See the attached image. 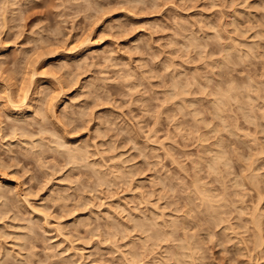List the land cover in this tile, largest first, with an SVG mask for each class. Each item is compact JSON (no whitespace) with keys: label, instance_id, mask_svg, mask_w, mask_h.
<instances>
[{"label":"clouds","instance_id":"clouds-1","mask_svg":"<svg viewBox=\"0 0 264 264\" xmlns=\"http://www.w3.org/2000/svg\"><path fill=\"white\" fill-rule=\"evenodd\" d=\"M24 2L31 7L43 0ZM60 2L66 11L68 6L74 7L73 18L82 16L92 27L103 19V15H97L98 10L105 7L106 15L113 4H127L134 9L128 13L132 19L145 17L152 22L135 27L127 18L112 21L110 37L103 38L111 47L95 56L93 62L84 63L83 73L53 79L37 72L38 80L48 82L38 86L33 83L31 107L17 109L18 120L0 121V152L11 161L5 165L4 156H0V168H15L17 174L12 179L28 181L7 195L0 191V218L18 214L19 205L27 204L44 216V225L54 229L57 238L78 241L87 237L85 242L96 240L116 248L138 233L130 248L139 256V264L146 259H151L152 264H168L171 253L167 249L154 255L161 245L186 246L195 240L196 254L204 264L201 253L224 248L227 233L217 236L216 228L228 222V213L237 219L251 215L241 213L238 205H244L246 196L260 194L264 186V176L260 175L264 168L256 171L246 166L244 155L248 150L241 135H253L243 131L247 126L264 137V50L258 45L250 48L236 39L264 42V0ZM12 8L9 0H0V50L16 45L23 35L22 25L19 31L9 28L14 21L5 19ZM56 23L50 18L46 25H36L29 33L30 46L14 48L7 53V61L0 56V65L12 62L19 71L35 51L66 40L55 28ZM5 30L9 34L7 41L3 39ZM125 33H141L128 49L121 45L127 38ZM121 53H126L127 62L118 59ZM257 63L261 73L253 81ZM81 75H87L82 84ZM76 88L79 92L74 97L58 103ZM53 95L57 103L50 104L49 97ZM109 106L111 110L97 114L98 109ZM93 123L96 129L89 132ZM85 132L88 135L82 137ZM8 140L19 143L5 144ZM252 142L258 144L264 156V142L254 137ZM238 143L244 152L237 150ZM122 148H130L136 155L129 152L127 156H117ZM149 172L153 175L133 186L138 177ZM61 173L66 175L46 200L39 206L29 203ZM3 176L7 178V171ZM125 193H131L132 198L125 199L123 207L109 203ZM153 197L157 207L165 201V210L182 215L161 217L149 213ZM77 213H87L88 218L74 219L71 227L60 223L77 217ZM134 213H139L140 219ZM123 221L130 229L123 226ZM44 225L25 229L29 235L22 239L29 258L24 264H34V241L51 246ZM35 227L42 236L36 235ZM201 235L204 239H200ZM256 239L257 251L264 260V233L257 232ZM214 261L215 257H210L208 264ZM35 264L41 262L36 260Z\"/></svg>","mask_w":264,"mask_h":264},{"label":"rangeland","instance_id":"rangeland-1","mask_svg":"<svg viewBox=\"0 0 264 264\" xmlns=\"http://www.w3.org/2000/svg\"><path fill=\"white\" fill-rule=\"evenodd\" d=\"M9 2L13 4V8L5 14V19L14 21V23L9 24V28L15 27L19 31L20 25H22L23 35L16 45L7 46V48L2 50L0 56L4 58V61L8 60L7 53H10L14 48L30 46L29 33H31L32 29L38 24L46 25L50 18L56 20L57 23L55 28L63 33L66 40H60L58 43L51 45L47 50L40 48L35 51L34 54L30 55L28 62L19 71L12 62L0 65V121L3 122H12L20 118V114L16 112L17 108L12 106L11 98L9 97L12 82H15L18 88L16 92H13V97L15 101L20 104L24 88L30 85L32 81L35 84L48 82L47 80H38L36 78L37 73L34 74L35 71L39 72L41 75L50 76L53 79L64 76L71 78L78 73L85 72V68L83 67L84 63L93 62L95 56L103 54L111 47L109 41L103 38L105 36L110 37L108 29L112 26V21L127 18L130 20V24L135 27H141L142 25L152 22L150 18L145 17L136 20L132 19L128 13L134 9L130 8L127 4L111 5L112 10L106 15V8L101 7L97 15H103V19L92 27L85 22L82 16L73 18L76 9L72 6H68V10L66 11L65 8L61 7L60 0H43L42 3L33 4L31 7H26L24 0H9ZM13 12L16 13L15 16L12 15ZM65 20L68 21L66 24L63 23ZM139 35H141V33H135L132 36H127V33H125L127 38L121 41L122 47L128 49L130 44L134 42ZM253 35H255V33ZM87 37H92L94 44L88 48L78 47L80 44L84 43ZM8 38V30H5L3 39L7 41ZM236 39L238 43L245 44L250 48H255L258 45L261 50H264V42H254L251 38L244 39L237 37ZM73 47H75L73 50L67 51V49ZM46 52L52 53V55L46 56ZM261 54H264V51H262ZM245 55H247L246 52ZM118 59L121 62H127L126 53L119 54ZM92 71H95V69H92ZM260 73L261 68L257 63L255 73L252 77L253 81L257 80ZM85 79H87V75H81L79 83L82 84ZM245 83H247V81H245ZM78 92L79 88L69 90L65 96L60 98L58 103H66L68 98L74 97ZM49 103H57L55 95L49 97ZM81 103H83V101H81ZM116 103L119 104L120 101L117 100ZM109 110H111V106L98 109L97 114ZM126 110L125 108V111ZM133 111H135V109H133ZM95 129L96 125L93 123L89 132ZM243 131H251L253 134L247 138L243 137V133L241 134L242 144L246 146L248 150L244 155V160L247 161L246 166H251L254 170L259 171L260 168H264V156L260 155L258 144H254L252 140L254 137L256 141L264 142V137L260 136L255 128L250 129L245 126ZM87 135L88 132L82 133V137ZM161 138L163 139V137ZM92 139H95V137L93 136ZM109 140H111V137H109ZM18 143V140L5 141V144ZM25 143H29L26 138ZM97 143H106V141H97ZM165 143L167 142L165 141ZM118 146L122 147V145ZM236 147L238 151H245L239 143ZM129 152H131L133 156L136 155L130 148H122V151L117 152L116 155L127 156ZM0 156H4L5 165L11 164V161L5 153L0 152ZM13 158L15 157L13 156ZM19 162L22 164L24 163L23 161ZM24 166L27 167L26 164ZM4 171L8 173L7 178L3 176ZM16 174L17 170L15 168H0V191H2L4 195H7L12 189H20L22 183L27 184V178L23 182L12 179ZM65 175V173H61L57 176L56 180H54L45 191L36 197H31L29 203L39 206L42 201L46 200L53 193L57 183L61 182ZM152 175L153 173L149 172L145 177H138L137 183L133 186H138L139 183L145 181ZM260 175L264 176V172H261ZM244 187L248 188V185ZM248 190L251 191L250 188H248ZM24 191L27 192V189L25 188ZM262 194H264V186L261 187L260 194L252 193L250 196L245 197L243 206L238 205L241 213H251V215L245 214L242 215L240 219H237L234 215L228 213V222L216 228L217 236L222 233H227V237L224 240V248H215L210 254L201 253V255L204 256V264H208L210 257H215L214 264H264V260L261 259L257 251V244L259 241L256 239L257 232L264 233V216H262V214H264V200L261 199ZM131 198V193H125L123 197L117 196L109 203H120L121 207H123V201ZM157 203L155 197H153L152 205L148 206L149 213H159L158 215L161 217H178L182 215L181 212H176L175 210H165L167 206V202L165 201H160L159 207H157ZM104 211H107V209H104ZM135 214L140 216L139 213H134V215ZM254 214L261 218V229L252 221V216H254ZM29 217H31V220L28 219ZM79 217H84L85 220L88 218L87 213H77V217H69L68 219L62 220L60 223L65 227H71L73 225V220ZM50 222L53 224L55 223V221ZM122 224L126 228L130 226H128L127 221H123ZM30 225H44V216L41 213L34 212L27 204L19 205L18 214L10 213L0 218V262H3V264H24V261L29 258L28 251L24 247L22 238L29 235L25 229ZM33 230L36 232L37 236L43 235L40 233L39 227H35ZM192 231L195 233L196 229L193 228ZM44 232L48 233L47 239H50L52 244L49 247H45L42 241H34L36 247L31 257L34 264L36 260H39L41 264H73V261H75V264H139V256L137 254L136 256L134 251H131V254L129 253L130 246L133 245L134 240L139 236L138 233L124 239L119 244V248H116L108 243L100 244L96 240L85 242L87 237L78 241H72L69 238L66 241L64 236L57 238V235L53 234L54 229L46 225H44ZM80 235H84L82 229L80 230ZM250 237H252V239H250ZM179 238L185 239L183 236ZM229 238L231 242H229ZM200 239H204L203 235L200 236ZM166 245L168 244L161 245L154 255L159 256L161 252L166 249ZM189 245H191V247L193 246L192 248L195 252L189 264H201L200 257L196 254L197 245L195 240H191ZM57 248L58 251H53V249ZM174 248L173 257L175 259L170 260L169 263L179 264L177 259L181 257L185 248L183 249L179 245H174ZM121 249L123 251H120ZM144 264H152V260L146 259L144 260Z\"/></svg>","mask_w":264,"mask_h":264},{"label":"bare ground","instance_id":"bare-ground-1","mask_svg":"<svg viewBox=\"0 0 264 264\" xmlns=\"http://www.w3.org/2000/svg\"><path fill=\"white\" fill-rule=\"evenodd\" d=\"M88 41H91V43H88ZM94 44V41L92 40V37H87V39L84 41V43H82V44H80V45H83V47L82 48H88V47H90V46H92ZM5 48H7V46L5 47ZM5 48H3L2 50H4ZM75 47H73V48H69V49H67V51H71V50H73ZM2 50H0V55L2 54ZM37 72L35 71L34 72V74H36ZM33 81L30 83V85H28L27 87H25L24 88V93H23V95H22V99H21V103L19 104V103H17L16 101H15V99H14V97H13V92H16L17 90H18V88L16 87V84H15V82H12L11 83V91L9 92V97L11 98V104H12V106L13 107H16L17 109H19V108H24V107H31V104H32V99H33V92L35 91V89L33 88ZM37 86L39 85V84H36ZM15 87V88H14ZM18 114H20V112L17 110L16 111ZM26 114V113H25ZM159 214V213H158ZM157 214V215H158ZM134 215V214H133ZM140 215V214H139ZM258 215V214H257ZM134 217L136 218V219H140V216H138V215H134ZM149 218H151V217H149ZM252 221L261 229L262 227H261V221H260V216L259 217H257L256 216V214H254V216H252ZM163 219L160 221V223L161 224H163ZM129 226V225H128ZM127 226V227H128ZM129 228H130V226H129ZM141 239L143 238V237H140ZM180 247H182L183 249L185 248V247H187V249H188V251L186 252L185 250L183 251V253H182V255H181V257L180 258H178L177 260H178V262H179V264H189V262H190V259L192 258V257H194V254H195V252H194V249L191 247V245H186V246H183V245H179ZM166 249L171 253V256L169 257V259H168V264H171V263H169V261L170 260H172V259H175L173 256H174V250H175V248H174V245H166ZM132 250H131V248H130V251H129V253L131 252ZM131 254V253H130ZM134 255V254H133ZM135 255H136V253H135ZM137 256V255H136ZM135 256V257H136ZM133 257V256H132ZM172 264H175V263H172Z\"/></svg>","mask_w":264,"mask_h":264}]
</instances>
